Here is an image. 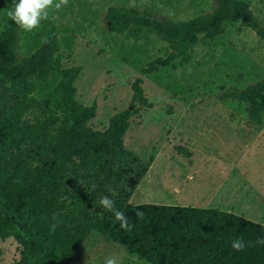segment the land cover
Returning a JSON list of instances; mask_svg holds the SVG:
<instances>
[{
	"label": "trees",
	"instance_id": "trees-1",
	"mask_svg": "<svg viewBox=\"0 0 264 264\" xmlns=\"http://www.w3.org/2000/svg\"><path fill=\"white\" fill-rule=\"evenodd\" d=\"M18 2L6 0L0 31V240L15 239L16 264H70L91 231L148 264H264V244L256 243L264 238V224L217 208L129 202L151 163L124 143L132 115L149 104L142 79L131 84L130 105L138 103L137 109L116 111L103 129L93 128L95 104L77 98L75 80L82 67L63 66L54 34L35 52L16 58L20 26L8 12ZM213 2L212 11L179 22L151 19L124 6L109 7L105 18L116 33L137 25L166 42V57L149 62L144 73L175 67L176 60L182 66L199 37L214 38L238 21L264 39V27L247 0ZM54 73L61 95L57 106L49 97L35 96L37 83ZM225 94L245 103L249 124L262 125L264 78ZM113 192L130 231L96 203ZM137 210L144 213L142 218ZM237 238L248 246L236 251L232 241Z\"/></svg>",
	"mask_w": 264,
	"mask_h": 264
},
{
	"label": "rangeland",
	"instance_id": "rangeland-1",
	"mask_svg": "<svg viewBox=\"0 0 264 264\" xmlns=\"http://www.w3.org/2000/svg\"><path fill=\"white\" fill-rule=\"evenodd\" d=\"M264 27V0H247ZM58 2V0H57ZM135 8L151 19L184 21L215 8L213 0H69L48 9L31 31L19 28L17 59L35 52L51 35L57 38L63 66L81 65L75 80L77 98L95 104L90 125L103 129L116 111L129 107L131 84L140 77L147 102L132 115L125 147L151 163L131 192L132 204L217 208L264 224V112L262 125L247 121L245 103L225 93L264 78V39L240 21L222 34L199 37L182 66L155 73L144 68L169 49L149 28L131 25L109 30V7ZM7 15L0 0V31ZM55 73L37 83V98L60 102ZM0 264H16L13 237L0 240ZM117 255L120 264H148L105 235L91 231L70 264H104Z\"/></svg>",
	"mask_w": 264,
	"mask_h": 264
},
{
	"label": "clouds",
	"instance_id": "clouds-1",
	"mask_svg": "<svg viewBox=\"0 0 264 264\" xmlns=\"http://www.w3.org/2000/svg\"><path fill=\"white\" fill-rule=\"evenodd\" d=\"M69 0H19L15 4L14 11H9L8 16L15 21L17 25L27 31H31L38 27L42 19L49 18L48 9L54 7L56 10L67 6ZM115 193L110 195H101L100 199L96 202L97 205L106 211L112 212L116 221L120 223V227L125 230H131L125 213L115 207L114 200ZM144 213L137 210L136 216L142 218ZM53 228L55 225L52 226ZM256 243L264 244V238H259ZM246 243L237 238L232 241V247L236 251L243 250ZM104 264H120V259L117 255H109L105 257Z\"/></svg>",
	"mask_w": 264,
	"mask_h": 264
}]
</instances>
